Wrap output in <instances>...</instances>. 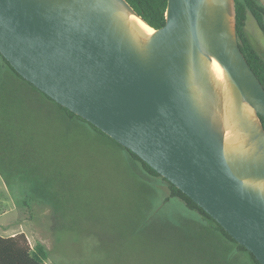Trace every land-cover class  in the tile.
<instances>
[{
  "label": "water",
  "instance_id": "water-1",
  "mask_svg": "<svg viewBox=\"0 0 264 264\" xmlns=\"http://www.w3.org/2000/svg\"><path fill=\"white\" fill-rule=\"evenodd\" d=\"M130 16L146 24L126 0H0V55L264 264V88L239 47L235 0H168L165 25L146 24L148 38Z\"/></svg>",
  "mask_w": 264,
  "mask_h": 264
},
{
  "label": "rangeland",
  "instance_id": "rangeland-1",
  "mask_svg": "<svg viewBox=\"0 0 264 264\" xmlns=\"http://www.w3.org/2000/svg\"><path fill=\"white\" fill-rule=\"evenodd\" d=\"M244 31L264 58V34L250 13ZM28 109L20 114L35 127L36 171L46 172L45 193L52 210L46 202L28 198L27 207L17 201L0 175L1 236L23 233L32 246L43 244L50 253L46 264H221L220 253L211 249L204 234L185 224V214L200 219L211 231V242L228 254L217 233L180 201L165 204L167 189L150 183L157 188L150 198L152 189L135 177L125 152L91 135L73 134L68 142L48 140L50 145L39 136L45 117ZM15 135L10 126H0V155L4 152L6 162L19 167L28 154L22 152L24 136L14 140ZM31 182L40 184L38 177Z\"/></svg>",
  "mask_w": 264,
  "mask_h": 264
},
{
  "label": "trees",
  "instance_id": "trees-1",
  "mask_svg": "<svg viewBox=\"0 0 264 264\" xmlns=\"http://www.w3.org/2000/svg\"><path fill=\"white\" fill-rule=\"evenodd\" d=\"M126 1L138 16L151 28L157 30L165 25V14L168 0ZM243 2L245 3L246 8L242 5L240 0H235L237 39L241 52L264 88V58L249 42L243 29L246 9L255 17L263 31L264 25L254 0H243ZM0 61L2 63L0 69V126L2 125L5 129L10 126L16 134L13 136L14 140L20 136L19 134H22L24 136L22 152L28 154L26 159H22L20 161L21 163H19L21 171L19 170V167L10 165L6 162L5 157H3L4 152H1L0 155V175L3 177L5 184L10 188L13 197L17 201H21L27 207H30V203L27 202L28 198L33 202H46L52 210L51 203H49V201H52L47 200V194L45 193L48 189L45 190V182L48 179L46 172L40 171V173H37L36 171L35 160L37 159V156L33 151L35 150L37 152L38 150L36 145H34L38 138L35 139L34 137L35 127L33 128L28 122L26 116L23 114L21 116L20 114L21 111H24L25 113L29 112L28 108H30L31 102L35 100H43L46 102L47 107L45 118H43V123L40 126L39 136L42 139H44L42 136L46 137L45 140H47V143L49 142L48 137L50 132H53L52 113L49 112L48 108V106L51 105L55 108L56 113L55 132L57 136L58 134L60 135L63 142H68L69 140L67 139L73 134L83 138L89 137L90 135L105 138L113 143L118 149L124 151L135 163L136 177L143 182H146V180L160 179L166 183L169 193L168 196L163 199L164 203L167 204L173 200L180 201L184 208L190 212L198 214L207 226L217 233V236H219L220 240L224 243L223 246L225 245L229 247L227 254L220 251V249H217V246L214 245L215 243L213 244V242L210 241L211 249L214 252L220 253L218 258L222 260L221 264H260L251 253L235 242L224 231V229L216 223V221L205 213L203 209L198 207L173 184L169 183L166 179L156 173V171L144 163L134 153L120 146L96 127L76 116L69 110L61 107L48 96L33 87L30 83L19 76L1 55ZM261 121L264 127V119H261ZM9 139L12 140L11 137H9ZM31 152L32 154H30ZM31 167H33V170L36 172H30L29 169ZM30 173L32 176L31 181L36 180L38 177L40 184L33 186L32 182L29 180ZM39 195H41V197H39ZM49 259L50 253L47 248L41 243H36L32 246L23 233H16L6 237L0 235V264H46Z\"/></svg>",
  "mask_w": 264,
  "mask_h": 264
},
{
  "label": "crops",
  "instance_id": "crops-1",
  "mask_svg": "<svg viewBox=\"0 0 264 264\" xmlns=\"http://www.w3.org/2000/svg\"><path fill=\"white\" fill-rule=\"evenodd\" d=\"M46 102L43 101V100H35L33 102H31V105H30V108L35 111V115H37V117L39 116H42V117H45V113H46ZM49 108V112L52 113V128H53V132H50L49 134V137L48 139L49 140H54V143H56V141H58V139H61L60 138V135L58 134V136L56 135V132H55V129H56V113H55V108L52 107L51 105L48 106ZM43 114V115H40V114ZM95 137H97L96 135H94ZM44 139H46V137L42 136ZM97 138H100L102 140L103 143L105 144H108L110 146H113L114 148L118 149L113 143H111L110 141H108L107 139L105 138H102V137H97ZM52 145V144H51ZM120 152L124 153V151H121L120 149H118ZM127 158L125 159V161L127 162L129 168L133 171L134 175H135V169H136V165L135 163L132 162V160L130 159V157L126 154L125 155ZM136 177V176H135ZM137 179H139L138 177H136ZM141 180V179H140ZM147 183V186H149L151 189H152V192H153V196L150 195L151 197L150 198H153L157 191V188H153L154 186H152L150 183H154V185L160 187L161 189L165 188L168 190L167 188V185H164L163 182H161L160 180L158 179H153L151 180V182L149 181H146ZM168 196V191L167 193L165 194V197H163V199H165L166 197ZM185 224L190 226L188 228L190 229H193L194 231H198L199 233L201 234H204V236L209 240V242L211 241V237L209 236L211 231L210 230H207L206 229V225L201 222L200 219H198L197 217H192L189 213H186L185 214ZM201 225V226H200Z\"/></svg>",
  "mask_w": 264,
  "mask_h": 264
},
{
  "label": "bare ground",
  "instance_id": "bare-ground-1",
  "mask_svg": "<svg viewBox=\"0 0 264 264\" xmlns=\"http://www.w3.org/2000/svg\"><path fill=\"white\" fill-rule=\"evenodd\" d=\"M129 20L131 26L134 28V30L140 37L148 38L152 35L153 29L149 28L140 19L136 18L135 16H130ZM209 71L215 87L220 92V94H222L227 100L229 97V90L224 71L215 60L210 62ZM237 138V134L230 128H228L226 136L227 143H234Z\"/></svg>",
  "mask_w": 264,
  "mask_h": 264
},
{
  "label": "flooded vegetation",
  "instance_id": "flooded-vegetation-1",
  "mask_svg": "<svg viewBox=\"0 0 264 264\" xmlns=\"http://www.w3.org/2000/svg\"><path fill=\"white\" fill-rule=\"evenodd\" d=\"M241 1V3H242V5L243 6H245V8H246V5H245V3L243 2V0H240ZM254 2H255V4H256V6H257V8H258V13H260V18H261V20H262V23H263V25H264V4H262L261 2H260V0H254ZM247 13H250L249 12V10H247L246 9V13H245V20H244V28H245V21H246V16H247ZM251 14V13H250ZM251 16L254 18V20H255V22H256V24H257V26L259 27V29L262 31V33L264 34V31L261 29V27L259 26V24H258V22H257V20L255 19V17L251 14ZM243 28V29H244ZM244 33H245V31H244ZM246 34V33H245ZM246 36H247V34H246ZM247 38L249 39V37L247 36ZM249 42H250V39H249ZM251 43V42H250ZM252 44V43H251ZM252 46H253V44H252ZM254 47V46H253ZM256 50V49H255ZM257 51V50H256ZM258 52V51H257Z\"/></svg>",
  "mask_w": 264,
  "mask_h": 264
}]
</instances>
